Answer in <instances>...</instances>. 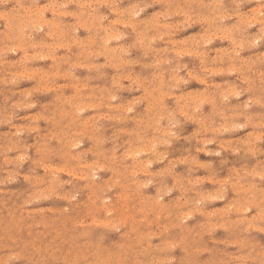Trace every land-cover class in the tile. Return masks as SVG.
<instances>
[{"label": "rangeland", "instance_id": "374dc122", "mask_svg": "<svg viewBox=\"0 0 264 264\" xmlns=\"http://www.w3.org/2000/svg\"><path fill=\"white\" fill-rule=\"evenodd\" d=\"M188 1L0 2V264H264V0Z\"/></svg>", "mask_w": 264, "mask_h": 264}, {"label": "bare ground", "instance_id": "6f19581e", "mask_svg": "<svg viewBox=\"0 0 264 264\" xmlns=\"http://www.w3.org/2000/svg\"><path fill=\"white\" fill-rule=\"evenodd\" d=\"M19 1V0H18ZM79 1V0H78ZM99 1V0H98ZM153 1V0H152ZM170 1V0H169ZM188 1V0H187ZM201 1V0H200ZM208 1V0H207ZM213 1V0H212ZM218 1V0H217ZM17 2V1H16ZM51 2V1H50ZM55 2V1H54ZM76 2H77V0H76ZM81 2V1H80ZM85 2V1H84ZM103 2V1H102ZM189 2V1H188ZM20 3H21V1H20ZM73 3H75V2H73ZM89 3V2H88ZM104 3H105V0H104ZM142 3V2H141ZM168 3V2H167ZM185 3V2H184ZM240 3V2H239ZM54 4V3H53ZM60 4H62V3H60ZM197 4H198V2H197ZM211 4H212V2H211ZM221 5H222V3H220ZM235 4V3H234ZM23 5V4H22ZM33 5V4H32ZM31 5V6H32ZM55 5V4H54ZM66 5V4H65ZM78 5V4H77ZM84 5V4H83ZM139 5V4H138ZM146 5V4H145ZM179 5V4H178ZM188 5V4H187ZM259 5V4H258ZM85 6V5H84ZM95 6V5H94ZM189 6V5H188ZM207 6H208V2H207ZM264 6V5H263ZM20 7V6H19ZM22 7V6H21ZM38 7V6H37ZM53 7V6H52ZM129 7V6H128ZM127 7V8H128ZM181 7V6H180ZM222 7H223V5H222ZM118 8V7H117ZM252 8H254V7H252ZM251 8V9H252ZM17 9V8H16ZM40 9V8H39ZM50 9V8H49ZM54 9V8H53ZM58 9V8H57ZM94 9V8H93ZM145 9V8H144ZM178 9V8H177ZM182 9V8H181ZM219 9H221V8H219ZM261 9V8H260ZM46 10V9H45ZM258 10V9H257ZM67 11V10H66ZM96 11H98V10H96ZM112 11V10H111ZM158 11V10H157ZM166 11V10H165ZM168 11H169V9H168ZM192 11H193V9H192ZM218 11H220V10H218ZM222 11H223V9H222ZM7 12V11H6ZM10 12V11H9ZM33 12V11H32ZM49 12H50V10H49ZM69 12V11H68ZM84 12V11H83ZM102 12V11H101ZM159 12H160V10H159ZM176 12V11H175ZM180 12V11H179ZM178 12V13H179ZM189 12V11H188ZM211 12V11H210ZM246 12V11H245ZM258 12V11H257ZM1 13V12H0ZM13 12L11 11V13H9L10 15L12 14ZM34 13H36V12H34ZM56 13V12H55ZM139 13H140V11H139ZM157 13V12H156ZM170 13V12H169ZM174 13V12H173ZM186 13V12H185ZM236 13V12H235ZM251 13V12H250ZM5 14H7V13H5ZM22 14V13H21ZM30 14V13H29ZM29 14H26V15H29ZM60 14H64V12L63 13H60ZM73 14H75V13H73ZM124 14V13H123ZM159 14V13H158ZM165 14V13H164ZM189 14V13H188ZM201 14V13H200ZM247 14V13H246ZM13 16H15L14 14H12ZM24 15V14H23ZM35 15V14H34ZM69 15H70V13H69ZM76 15V14H75ZM84 15H85V13H84ZM87 15V14H86ZM119 15V14H118ZM122 15V14H121ZM120 15V16H121ZM182 15V14H181ZM186 15V14H185ZM197 15V14H196ZM207 15V14H206ZM205 15V16H206ZM243 15V14H242ZM2 16H3V14H2ZM32 16V15H31ZM44 16V15H43ZM79 16V15H78ZM100 16V15H99ZM136 16H138V15H136ZM135 16V17H136ZM155 16V15H154ZM153 16V17H154ZM194 16V15H193ZM207 16H209V14L207 15ZM238 16V15H237ZM246 16V15H245ZM257 16V15H256ZM9 17V16H8ZM30 17V16H29ZM97 17V16H96ZM122 17V16H121ZM166 17V16H165ZM173 17V16H172ZM191 17V16H190ZM3 18H4V16H3ZM6 18H7V16H6ZM20 18V17H19ZM33 18V17H32ZM54 18H55V16H54ZM76 18V17H75ZM98 18V17H97ZM186 18V17H185ZM202 18V17H201ZM207 18V17H206ZM214 18V17H213ZM226 18V17H225ZM246 18H247V16H246ZM252 18V17H251ZM254 18V17H253ZM257 18V17H256ZM13 19H14V17H13ZM21 19V18H20ZM79 19V18H78ZM82 19V18H81ZM116 19V18H115ZM121 19V18H120ZM198 19H199V17H198ZM6 20V19H5ZM8 20V19H7ZM19 20V19H18ZM21 20H23V19H21ZM42 20H43V18H42ZM45 20V19H44ZM54 20V19H53ZM98 20V19H97ZM96 20V21H97ZM204 21H205V19H203ZM207 20V19H206ZM213 20V19H212ZM238 20V19H237ZM249 20V19H248ZM252 20V19H251ZM258 19H256V21H257ZM11 21V20H10ZM15 21V20H14ZM52 21V20H51ZM59 21V20H58ZM62 21V20H61ZM99 21V20H98ZM111 21V20H110ZM118 21V20H117ZM146 21V20H145ZM218 21V20H217ZM247 21V20H246ZM18 22V21H17ZM47 22V21H46ZM49 22V21H48ZM47 22V23H48ZM91 22V21H90ZM93 22L95 23V21L93 20ZM123 22V21H122ZM126 22V21H125ZM143 22V21H142ZM182 22V21H181ZM212 22V21H211ZM245 22V21H244ZM15 23H16V21H15ZM55 23V22H54ZM66 23V22H65ZM77 24H78V21L76 22ZM93 23V24H94ZM112 23V22H111ZM118 23V22H117ZM128 23V22H127ZM158 23V22H157ZM193 23V22H192ZM209 23H210V20H209ZM242 23V22H241ZM25 24V23H24ZM56 24V23H55ZM84 24V23H83ZM88 25H89V23H87ZM91 24V23H90ZM134 24H136L135 22H134ZM200 24V23H199ZM242 24H244V23H242ZM28 25H29V22H28ZM45 25V24H44ZM47 25H49V24H47ZM46 25V26H47ZM64 25V24H63ZM87 25V26H88ZM105 25V24H104ZM149 25V24H148ZM166 25V24H165ZM182 25H184V23L182 24ZM210 25V24H209ZM233 25V24H232ZM8 26V25H7ZM30 26V25H29ZM53 26H55V25H53ZM62 26V25H61ZM85 26V25H84ZM91 26V25H90ZM99 26V25H98ZM112 26V25H111ZM131 26H133V25H131ZM150 26V25H149ZM239 26V25H238ZM19 27V26H18ZM25 27V26H24ZM28 27V26H27ZM31 27H32V25H31ZM52 27V26H51ZM95 27V26H94ZM102 27V26H101ZM151 27V26H150ZM152 27H154V26H152ZM164 27V26H163ZM183 27V26H182ZM213 27V26H212ZM32 28H34V27H32ZM82 28H84V27H82ZM217 28V27H216ZM222 28H225V27H222ZM227 28V27H226ZM225 28V29H226ZM249 28V27H248ZM24 29V28H23ZM51 29V28H50ZM54 29V28H53ZM56 30H57V28H55ZM76 29V28H75ZM86 29H87V27H86ZM96 29V28H95ZM100 29V28H99ZM103 29V28H102ZM173 29V28H172ZM211 29H213V28H211ZM218 29V28H217ZM220 29V28H219ZM231 29V28H230ZM92 30V29H91ZM148 30V29H147ZM229 30V29H228ZM2 31V30H1ZM0 31V32H1ZM5 31V30H4ZM23 31V30H22ZM53 31V30H52ZM58 31V30H57ZM111 31V30H110ZM118 31V30H117ZM142 31H143V29H142ZM204 31V30H203ZM205 31H207V30H205ZM224 31V30H223ZM222 31V32H223ZM243 31V30H242ZM6 32V31H5ZM12 32V31H11ZM14 32V31H13ZM17 32V31H16ZM56 32V31H55ZM62 32V31H61ZM61 32L59 33V35L61 34ZM146 32V31H145ZM170 32V31H169ZM208 32H209V28H208ZM15 33V32H14ZM58 33V32H57ZM77 33V32H76ZM97 33V32H96ZM96 33H94V34H96ZM140 33V32H139ZM211 33V32H210ZM230 32H228V34H229ZM257 33V32H256ZM6 34V33H5ZM13 33H11V35H12ZM25 34V33H24ZM46 34V33H45ZM51 34V33H50ZM53 34V33H52ZM93 34V35H94ZM113 34V33H112ZM213 34V33H212ZM220 34H222V33H220ZM226 32H225V35H228ZM252 34V33H251ZM8 35V34H7ZM47 35V34H46ZM54 35H56V34H54ZM111 35V34H110ZM114 35V34H113ZM112 35V36H113ZM125 35V34H124ZM144 35V34H143ZM157 35V34H156ZM223 35V34H222ZM258 35V34H257ZM13 36V35H12ZM24 36V35H23ZM32 36H33V34H32ZM52 36V35H51ZM62 36V35H61ZM142 36V35H141ZM158 36V35H157ZM188 36V35H187ZM201 36V35H200ZM5 37V36H4ZM3 37V38H4ZM8 37H9V35H8ZM14 37V36H13ZM18 37V36H17ZM43 37V36H42ZM86 37V36H85ZM137 37V36H136ZM159 37V36H158ZM162 37V36H161ZM203 37V36H202ZM205 37V36H204ZM207 37V36H206ZM210 37V36H209ZM216 37V36H215ZM230 37H232V36H230L229 35V38ZM236 37V36H235ZM12 38V37H11ZM16 40H17V38L16 37H14ZM14 38L12 39V40H14ZM19 38V37H18ZM25 38H26V35H25ZM24 38V39H25ZM28 38V37H27ZM26 38V39H27ZM44 38V37H43ZM94 38V37H93ZM102 38V37H101ZM119 38V37H118ZM144 38H146V37H144ZM227 38V37H226ZM258 38V37H257ZM20 39V38H19ZM57 40H59L58 38H56ZM91 39V38H90ZM149 39V38H148ZM159 39V38H158ZM191 40L193 39V38H190ZM205 39V38H204ZM209 39V38H208ZM29 40V39H28ZM27 40V41H28ZM32 40V39H31ZM34 40H36V38L34 39ZM54 40V39H53ZM84 40H85V38H84ZM88 40V39H87ZM142 40V39H141ZM202 40V39H201ZM210 40V39H209ZM231 40V39H230ZM55 41V40H54ZM92 41V40H91ZM95 41V40H94ZM139 41V40H138ZM144 41V40H143ZM146 41V40H145ZM144 41V42H145ZM211 41V40H210ZM242 41V40H241ZM248 41V40H247ZM9 42V41H8ZM21 42V41H20ZM35 42V41H34ZM56 42V41H55ZM68 42V41H67ZM66 41L64 42V43H67ZM75 42V41H74ZM79 42H80V40H79ZM81 42H82V40H81ZM104 42H105V40H104ZM148 42H149V40H148ZM153 42H154V39H153ZM174 42V41H173ZM189 42H190V40H189ZM188 42V43H189ZM194 42V41H193ZM192 42V43H193ZM204 42V41H203ZM233 42V41H232ZM249 42V41H248ZM28 45H30V42L28 41ZM183 43V42H182ZM200 43V42H199ZM250 43V42H249ZM25 44V43H24ZM24 44H23V47H24ZM36 44V43H35ZM45 44V43H44ZM51 44H52V42H51ZM57 44V43H56ZM69 44V43H68ZM92 44H93V42H92ZM145 44V46H146V43H144ZM179 44V43H178ZM185 44H186V42H185ZM206 44H208V42L206 43ZM231 44H233V43H231ZM238 44V43H237ZM252 44H253V42H252ZM47 45V44H46ZM48 45H49V43H48ZM62 45V44H61ZM69 45H71V44H69ZM81 46H83V44H80ZM135 45V44H134ZM196 45V44H195ZM200 45V44H199ZM203 45V44H202ZM27 46V45H26ZM60 46V45H59ZM137 46V45H136ZM240 46V45H239ZM244 46V45H243ZM49 47V46H48ZM54 47V46H53ZM57 47H58V45H57ZM61 47H63V46H61ZM67 47V46H66ZM85 47V46H84ZM110 47H112V46H110ZM117 47V46H116ZM119 47V46H118ZM148 47V46H147ZM190 47V46H189ZM28 48V47H27ZM32 48V47H31ZM137 48V47H136ZM152 48V47H151ZM166 48V47H165ZM185 48V47H184ZM198 48V47H197ZM234 48V47H233ZM1 49V48H0ZM8 49V47L6 48V50ZM16 49H17V46H16ZM18 49H20V46H19V48ZM26 49V48H25ZM90 49H92V48H90ZM129 49V48H128ZM157 49V48H156ZM194 49H196V48H194ZM222 49V48H221ZM235 49V48H234ZM9 50V49H8ZM50 50V49H49ZM154 50V49H153ZM158 50V49H157ZM198 50V49H197ZM5 51V50H4ZM82 51V50H81ZM88 51V50H87ZM188 51V50H187ZM186 51V52H187ZM190 51L191 50H189L188 52L190 53ZM218 51H219V49H218ZM222 51V50H221ZM226 51V50H225ZM234 51V50H233ZM39 52V51H38ZM51 52H52V50H51ZM85 52V51H84ZM90 52V51H89ZM89 52H88V54H89ZM98 52V51H97ZM146 52V51H145ZM178 52V51H177ZM224 52V51H223ZM228 52V51H227ZM39 53H41V52H39ZM54 53V52H53ZM86 53V52H85ZM118 53H119V51H118ZM124 53V52H123ZM144 53V52H143ZM198 53H200L199 51H198ZM203 53V52H202ZM229 53H230V51H229ZM3 54V53H2ZM37 54V53H36ZM51 54V53H50ZM55 54V53H54ZM96 54V53H95ZM98 54H99V52H98ZM191 54V53H190ZM255 54V53H254ZM33 55V54H32ZM31 55V56H32ZM49 55V54H48ZM109 55H110V53H109ZM196 55V54H195ZM199 55V54H198ZM227 55V54H226ZM252 55V54H251ZM36 56V55H35ZM39 56V55H38ZM89 56V55H88ZM117 56V55H116ZM177 56V55H176ZM201 56V55H200ZM219 56V55H218ZM221 56V55H220ZM2 57V56H1ZM30 57V56H29ZM50 57V56H49ZM55 57V56H54ZM203 57V56H202ZM215 57V56H214ZM237 56H235V58H236ZM240 57V56H239ZM242 57V56H241ZM259 57V56H258ZM44 58V57H43ZM47 58V57H46ZM59 58V57H58ZM62 58V57H61ZM64 58V57H63ZM89 58H92L91 56L89 57ZM159 58V57H158ZM168 58V57H167ZM217 58V57H216ZM226 58H227V56H226ZM229 58V57H228ZM31 59V58H30ZM166 60V59H165ZM168 60H169V58H168ZM221 60V59H220ZM238 60H240V59H238ZM249 60V59H248ZM61 61V60H60ZM74 61H76V60H74ZM119 61V60H118ZM203 61V60H202ZM19 62V61H18ZM134 62V61H133ZM140 62V61H139ZM1 63V62H0ZM9 63H10V61H9ZM61 63V62H60ZM124 63V62H123ZM32 64V63H31ZM119 64V63H118ZM129 64V63H128ZM156 64H158V63H156ZM19 65V64H18ZM20 65H21V63H20ZM55 65V64H54ZM92 65V64H91ZM94 65V64H93ZM116 65V64H115ZM183 65V64H182ZM185 65H186V63H185ZM200 65H202V64H200ZM254 65V64H253ZM252 65V66H253ZM58 66V65H57ZM79 66V65H78ZM86 65H84V67H85ZM100 66H102V64L100 65ZM109 66V65H108ZM153 66H154V63H153ZM156 66V65H155ZM230 66V65H229ZM234 66V65H233ZM95 67V66H94ZM105 67V66H104ZM120 67V66H119ZM122 67V66H121ZM248 67V66H247ZM33 68V67H32ZM40 68V67H39ZM58 68H59V66H58ZM179 68V67H178ZM210 68V67H209ZM215 68V67H214ZM229 68V67H228ZM234 68V67H233ZM239 68V67H238ZM15 69V68H14ZM42 69V68H41ZM87 69H88V66H87ZM115 69V68H114ZM123 69V68H122ZM158 69H159V67H158ZM221 69H223V68H221ZM179 70V69H178ZM204 70V69H203ZM216 70V69H215ZM227 70H229L230 71V69H227ZM42 71V70H41ZM71 71V70H70ZM187 71V70H186ZM21 72V71H20ZM32 72V71H31ZM38 72V71H37ZM46 72V71H45ZM67 72V71H66ZM178 72V71H177ZM190 72V71H189ZM196 72V71H195ZM213 72V71H212ZM239 72V71H238ZM15 73V72H14ZM217 73V72H216ZM219 73V72H218ZM227 73V72H226ZM10 74H13V73H10ZM16 74V73H15ZM24 74V73H23ZM38 74V73H37ZM53 74V73H52ZM52 74H50V75H52ZM60 74V73H59ZM59 74H58V76H59ZM114 74V73H113ZM190 74V73H189ZM196 74V73H195ZM214 74V73H213ZM228 74V73H227ZM262 74V73H261ZM18 75V74H17ZM62 75V74H61ZM60 75V76H61ZM71 75V74H70ZM74 75V74H73ZM118 75H119V73H118ZM135 75V74H134ZM159 75V74H158ZM174 75V74H173ZM177 75H178V73H177ZM205 75H206V73H205ZM19 76V75H18ZM22 76V75H21ZM25 76H26V74H25ZM31 76H32V74H31ZM30 76V77H31ZM66 76V75H65ZM77 76V75H76ZM100 76V75H99ZM112 76V75H111ZM127 76V75H126ZM135 76H137V75H135ZM194 76V75H193ZM37 77H38V75H37ZM41 77V76H40ZM54 77V76H53ZM162 77V76H161ZM190 77H192V76H190ZM197 77H200L199 75H197ZM42 78V77H41ZM40 78V79H41ZM45 78V77H44ZM64 78V77H63ZM76 78V77H75ZM88 78V77H87ZM124 78V77H123ZM126 78V77H125ZM144 78V77H143ZM174 78V77H173ZM176 78V77H175ZM181 78H183V77H181ZM194 78V77H193ZM201 78V77H200ZM199 78V79H200ZM246 78V77H245ZM39 79V78H38ZM80 79V78H79ZM84 79V78H83ZM169 79H171V78H169ZM195 79H196V77H195ZM53 80H54V78H53ZM77 80V79H76ZM134 80H135V78H134ZM172 80V79H171ZM187 80V79H186ZM203 80V79H202ZM246 80V79H245ZM248 80V79H247ZM14 81V80H13ZM12 81V82H13ZM114 81V80H113ZM159 81V80H158ZM204 81V80H203ZM250 81V80H249ZM39 83H40V81H38ZM173 82V81H172ZM11 83V82H10ZM13 83H15V81L13 82ZM137 83V82H136ZM141 83V82H140ZM164 83V82H163ZM115 84V83H114ZM159 84V83H158ZM176 84V83H175ZM212 84H214V83H212ZM217 84V83H216ZM219 84V83H218ZM10 85H12V84H10ZM47 85V84H46ZM49 85V84H48ZM59 85V84H58ZM117 85V84H116ZM119 85V84H118ZM140 85V84H139ZM148 85V84H147ZM215 85V84H214ZM39 86V85H38ZM72 86V85H71ZM163 86V85H162ZM216 86V85H215ZM76 87V86H75ZM83 87V86H82ZM81 87V88H82ZM177 87V86H176ZM217 87V86H216ZM235 87V86H234ZM44 88V87H43ZM52 88V87H51ZM159 88V87H158ZM174 88V87H173ZM178 88V87H177ZM223 88V87H222ZM32 88H30V90H31ZM44 89H46V88H44ZM55 89V88H54ZM53 89V90H54ZM79 89V88H78ZM138 89V88H137ZM248 89V88H247ZM21 90V89H20ZM24 90H25V88H24ZM47 90V89H46ZM45 90V91H46ZM101 90V89H100ZM197 90V89H196ZM16 91V90H15ZM55 91V90H54ZM78 91V90H77ZM114 91V90H113ZM145 91V90H144ZM204 91V90H203ZM224 91V90H223ZM105 92H106V90H105ZM156 92V91H155ZM195 92V91H194ZM197 92H201V91H198L197 90ZM110 93V92H109ZM157 93V92H156ZM155 93V94H156ZM236 93V92H235ZM141 94V93H140ZM162 94V93H161ZM200 94V93H199ZM92 95V94H91ZM115 95V94H114ZM174 95V94H173ZM196 95V94H195ZM198 95V94H197ZM89 96V95H88ZM170 96V95H169ZM73 97V96H72ZM153 97V96H152ZM164 97V96H163ZM173 97V96H172ZM193 97H194V95H193ZM202 97V96H201ZM77 98H78V96H77ZM165 98V97H164ZM181 98V97H180ZM179 98V99H180ZM183 98V97H182ZM186 98V97H185ZM190 98V97H189ZM196 98V97H195ZM199 99H201L200 97H198ZM207 98V97H206ZM226 98V97H225ZM7 99V98H6ZM59 99H60V97H59ZM73 100H75L74 98H72ZM110 99V98H109ZM116 99V98H115ZM159 99V98H158ZM197 99V98H196ZM208 99V98H207ZM27 100V99H26ZM67 100V99H66ZM137 100V99H136ZM7 101V100H6ZM23 101V100H22ZM77 101H78V99H77ZM91 101V100H90ZM102 101V100H101ZM178 101H180V100H178ZM209 101V100H208ZM76 102V101H75ZM99 102V101H98ZM108 102V101H107ZM222 102H224L223 100H222ZM61 103V102H60ZM79 103V102H78ZM91 103V102H90ZM90 103L89 104H87V105H90ZM93 103V102H92ZM129 103V102H128ZM164 103V102H163ZM177 103V102H176ZM207 103V102H206ZM14 104V103H13ZM109 104V103H108ZM133 104V103H132ZM154 104V103H153ZM161 104H162V102H161ZM48 105V104H47ZM69 105V104H68ZM87 105H86V107H87ZM119 105V103L116 105V106H118ZM121 105V104H120ZM126 105V104H125ZM130 105V104H129ZM64 106V105H63ZM71 106V105H70ZM81 106V105H80ZM115 106V105H114ZM122 106V105H121ZM161 106V105H160ZM184 106V105H183ZM91 107V106H90ZM93 107V106H92ZM105 107V106H104ZM131 107H132V105H131ZM150 107V106H149ZM163 107H164V105H163ZM42 108V107H41ZM60 108V107H59ZM79 108V107H78ZM94 108V107H93ZM97 108V107H96ZM125 108V107H124ZM158 108V107H157ZM5 109V108H4ZM77 109V108H76ZM75 109V110H76ZM154 109V108H153ZM152 109V110H153ZM180 109V108H179ZM247 109V108H246ZM155 110V109H154ZM161 110H163L162 109V107H161ZM165 110V109H164ZM66 111V110H65ZM61 112V111H60ZM67 112H69V111H67ZM75 112V111H74ZM79 112V111H78ZM160 112V111H159ZM173 112V111H172ZM192 112V111H191ZM212 112V111H211ZM127 113V112H126ZM187 112L185 111V114H186ZM35 114V113H34ZM33 114V115H34ZM77 114V113H76ZM119 114V113H118ZM151 114V113H150ZM155 114V113H154ZM162 114V113H161ZM164 114H165V112H164ZM173 114V113H172ZM188 114V113H187ZM67 115V114H66ZM93 115V114H92ZM97 115V114H96ZM108 115V114H107ZM147 115V114H146ZM163 115V114H162ZM183 115V114H182ZM43 116V115H42ZM71 116V115H70ZM95 116V115H94ZM99 116V115H98ZM110 116V115H109ZM115 116V115H114ZM165 116H167L166 114H165ZM47 117V116H46ZM50 117V116H49ZM72 117H74V116H72ZM77 117V116H76ZM89 117H91V116H89ZM119 117V116H118ZM222 117V116H221ZM34 118V117H33ZM52 118V117H51ZM88 118V117H87ZM111 119L113 118V117H110ZM170 118V117H169ZM189 118H191V117H189ZM76 119V118H75ZM93 119H94V117H93ZM120 119V118H119ZM130 119H131V117H130ZM168 119V118H167ZM176 119V118H175ZM48 120V119H47ZM72 121H73V119H71ZM123 120V119H122ZM139 120V119H138ZM177 120V119H176ZM179 120V119H178ZM49 121V120H48ZM158 121V120H157ZM192 121H194V120H192ZM205 121V120H204ZM74 122V121H73ZM150 122V121H149ZM86 123V121L84 122V124ZM141 123V122H140ZM158 123V122H157ZM176 123V122H175ZM197 123H198V121H197ZM79 124V123H78ZM96 124V123H95ZM94 124V125H95ZM27 125V124H26ZM75 125V124H74ZM87 125V124H86ZM86 125L84 126V127H86ZM140 125V124H139ZM156 125V124H155ZM180 125V124H179ZM15 126V125H14ZM30 126V125H29ZM148 126V125H147ZM168 126V125H167ZM174 126V125H173ZM28 127V126H27ZM151 127V126H150ZM34 128V127H33ZM149 128V127H148ZM158 128V127H157ZM181 128V127H180ZM17 129V128H16ZM15 129V130H16ZM32 129V128H31ZM84 129V128H83ZM92 129V128H91ZM216 129V128H215ZM214 129V130H215ZM235 129H237V128H235ZM35 130V129H34ZM90 130V129H89ZM100 130V129H99ZM121 130V129H120ZM170 130V129H169ZM36 131H37V129H36ZM92 131V130H91ZM124 131V130H123ZM159 131V130H158ZM164 131V130H163ZM163 131H162V133H163ZM7 132H9V131H7ZM194 132V131H193ZM221 132V131H220ZM4 133V132H3ZM11 133V132H10ZM65 133H66V131H65ZM78 133V132H77ZM82 133V132H81ZM86 133H87V130H86ZM132 133V132H131ZM173 133V132H172ZM198 133V132H197ZM253 133V132H252ZM19 134V133H18ZM46 134V133H45ZM52 134V133H51ZM72 134H74V133H72ZM83 134V133H82ZM6 135V134H5ZM36 135V134H35ZM53 135V134H52ZM56 135V134H55ZM67 135V134H66ZM79 135V134H78ZM86 135V134H85ZM196 135V134H195ZM92 137L91 138H93V135H91ZM104 136V135H103ZM12 137V136H11ZM44 137V136H43ZM174 137V136H173ZM35 138V137H34ZM63 138V137H62ZM89 138H90V136H89ZM95 138V137H94ZM171 138V137H170ZM178 138V137H177ZM10 139V138H9ZM20 139H22V138H20ZM19 139V140H20ZM44 139V138H43ZM49 139V138H48ZM61 139V138H60ZM59 139V140H60ZM80 139V138H79ZM115 139V138H114ZM156 139V138H155ZM11 140V139H10ZM82 140V139H81ZM135 140V139H134ZM137 140H141L140 138L138 139L137 138ZM147 140H149V139H147ZM197 140V139H196ZM233 140V139H232ZM78 141V140H77ZM142 141V140H141ZM165 141V140H164ZM199 141V140H198ZM208 141H209V139H208ZM50 142V141H49ZM143 142V141H142ZM150 142V141H149ZM200 142H202V141H200ZM206 142V141H205ZM210 142V141H209ZM212 142V141H211ZM69 143V142H68ZM97 143V142H96ZM76 144H78V143H76ZM82 144V143H81ZM220 144V143H219ZM218 144V145H219ZM97 145V144H96ZM53 146V145H52ZM57 146H58V144H57ZM76 146V145H75ZM91 146V145H90ZM138 146V145H137ZM157 146V145H156ZM155 146V147H156ZM147 147V146H146ZM255 147V146H254ZM28 148V147H27ZM93 148V147H92ZM132 148V147H131ZM137 148V147H136ZM151 148V147H150ZM149 148V149H150ZM26 149V148H25ZM39 149V148H38ZM138 149V148H137ZM154 149V148H153ZM226 149V148H225ZM40 150V149H39ZM43 150H45V149H43ZM48 150V149H47ZM86 150V149H85ZM104 150V149H103ZM113 150V149H112ZM115 150V149H114ZM139 150H140V148H139ZM142 150V149H141ZM156 150V149H155ZM204 150V149H203ZM91 151V150H90ZM98 151V150H97ZM124 151V150H123ZM161 151V150H160ZM174 151V150H173ZM172 151V152H173ZM205 151V150H204ZM218 151V150H217ZM252 151V150H251ZM38 152V154H39V151H37ZM139 152V151H138ZM206 152V151H205ZM4 153V152H3ZM48 153H50V152H48ZM81 153V152H80ZM162 153H163V151H161V155H162ZM45 154V153H44ZM46 154H47V152H46ZM62 154V153H61ZM60 154V155H61ZM76 154V153H75ZM102 154V153H101ZM124 154H127V152L126 153H124ZM130 154H132L131 152H130ZM158 154L160 155V153L158 152ZM164 154V153H163ZM166 154V153H165ZM167 154H168V152H167ZM220 154V153H219ZM254 154V153H253ZM1 155V154H0ZM21 155V154H20ZM49 155V154H48ZM99 155V154H98ZM116 155V154H115ZM128 156H129V154H127ZM159 156V157H162V156ZM256 155V154H255ZM50 156V155H49ZM69 156V155H68ZM128 156H127V158H128ZM133 156H135V155H133L132 154V156L131 157H133ZM137 156V155H136ZM6 157V156H5ZM42 157V156H41ZM61 157H63V155L61 156ZM114 157V156H113ZM124 157V156H123ZM152 157V156H151ZM164 157V156H163ZM186 157V156H185ZM185 157L183 158V159H185ZM59 158H60V156H59ZM71 158V157H70ZM155 158H156V156H155ZM2 159H5V158H2ZM20 159V158H19ZM43 159V158H42ZM46 159H48V158H46ZM62 159V158H61ZM21 160V159H20ZM123 160H124V158H123ZM149 160V159H148ZM155 160V159H154ZM169 160V162H170V159H168ZM193 160V159H192ZM43 161V160H42ZM81 161H82V159H81ZM116 160H114V162H115ZM136 161V160H135ZM147 161V160H146ZM175 161H176V159H175ZM184 161V160H183ZM182 161V162H183ZM190 161V160H189ZM137 162V161H136ZM181 162V161H180ZM191 162V161H190ZM200 162V161H199ZM225 162V161H224ZM10 163V162H9ZM17 163V162H16ZM49 163V162H48ZM55 163V162H54ZM79 163V162H78ZM113 163V162H112ZM147 163V162H146ZM206 163V162H205ZM223 163V162H222ZM221 163V164H222ZM20 164V163H19ZM52 164V163H51ZM96 164V163H95ZM136 164V163H135ZM143 164V163H142ZM145 164V163H144ZM182 164V163H181ZM202 164V163H201ZM208 164V163H207ZM34 165V164H33ZM38 165V164H37ZM87 165V164H86ZM89 165V164H88ZM122 165V164H121ZM132 165V164H131ZM146 165V164H145ZM190 165H191V163H190ZM203 165V164H202ZM43 166V165H42ZM46 166V165H45ZM44 166V167H45ZM51 166V165H50ZM91 166V165H90ZM89 166V167H90ZM101 166V165H100ZM115 166V165H114ZM209 166H211V165H209ZM55 167V166H54ZM64 167H65V165H64ZM66 167H68L67 165H66ZM82 167V166H81ZM86 167V166H85ZM127 167V166H126ZM134 167H136V166H134ZM172 167V166H171ZM207 167V166H206ZM205 167V168H206ZM215 167V166H214ZM20 168V167H19ZM43 168V167H42ZM58 167H56V169H57ZM83 168V167H82ZM101 168V167H100ZM99 168V169H100ZM103 168V167H102ZM101 168V169H102ZM143 168V167H142ZM141 168V169H142ZM146 168V167H145ZM145 168H143V170L145 169ZM168 168V167H167ZM173 168V167H172ZM190 168V167H189ZM211 168V167H210ZM52 169V168H51ZM72 169V168H71ZM88 169V168H87ZM138 169V168H137ZM191 169V168H190ZM253 169V168H252ZM63 170V169H62ZM66 170H67V168H66ZM68 170H70V169H68ZM125 170V169H124ZM136 170V169H135ZM165 170V169H164ZM215 170V169H214ZM5 171V170H4ZM50 171V170H49ZM91 171V170H90ZM96 171V170H95ZM108 171H109V169H108ZM166 171H167V169H166ZM174 171V170H173ZM33 172H34V170H33ZM51 172V171H50ZM71 172H73L72 170H71ZM124 172V171H123ZM160 172V171H159ZM158 172V173H159ZM48 173V172H47ZM69 173V172H68ZM92 173V172H91ZM169 173V172H168ZM247 173V172H246ZM53 174V173H52ZM72 174V173H71ZM76 174V173H75ZM122 174V173H121ZM147 174V173H146ZM155 174V173H154ZM161 174H163V173H161ZM23 175V174H22ZM94 175V174H93ZM99 175V174H98ZM24 176V175H23ZM58 176V175H57ZM77 176V175H76ZM159 176V175H158ZM177 176H178V174H177ZM180 176V175H179ZM43 177V176H42ZM74 177V176H73ZM80 177V176H79ZM86 177H87V175H86ZM95 177V176H94ZM130 177H132V176H130ZM157 177V176H156ZM26 178V177H25ZM83 178H85V177H83ZM93 178V177H92ZM185 178V177H184ZM199 178V177H198ZM197 178V179H198ZM211 178V177H210ZM35 179H36V177H35ZM50 179H52V177L50 178ZM86 179V178H85ZM130 179H132V178H130ZM136 179H138V178H136ZM145 179V178H144ZM155 179V178H154ZM183 179V178H182ZM187 179H189L188 177H187ZM197 179H196V182H197ZM204 179H205V177H204ZM222 179H224V178H222ZM221 179V180H222ZM13 180V179H12ZM26 180V179H25ZM55 180V179H54ZM119 180V179H118ZM180 180V179H179ZM209 180V179H208ZM228 180V179H227ZM227 180H226V183H227ZM260 180V179H259ZM51 181H53V180H51ZM57 181V180H56ZM136 181V180H135ZM150 181V180H149ZM210 181V180H209ZM212 181V180H211ZM214 181V180H213ZM218 181H219V179H218ZM30 182V181H29ZM37 182V181H36ZM117 182V181H116ZM125 182V181H124ZM174 182V181H173ZM190 182V181H189ZM215 182V181H214ZM217 182V181H216ZM31 183V182H30ZM38 183V182H37ZM62 183V182H61ZM66 183V182H65ZM220 183V182H219ZM3 184H4V182H3ZM56 184V183H55ZM87 184V183H86ZM129 184V183H128ZM193 184V183H192ZM198 184V183H197ZM36 184H34V186H35ZM41 185V184H40ZM57 185H58V183H57ZM196 185V184H195ZM60 186V185H59ZM95 186H96V183H95ZM129 186V185H128ZM161 186V185H160ZM166 186V185H165ZM48 187V186H47ZM54 187V186H53ZM53 187H52V190H53ZM57 187V186H56ZM49 188V187H48ZM51 188V187H50ZM85 188V187H84ZM140 188V187H139ZM194 188V187H193ZM79 189V188H78ZM129 189V188H128ZM136 189V188H135ZM184 189V188H183ZM191 189V188H190ZM43 190H44V188H43ZM47 190V189H46ZM50 190V189H49ZM48 190V191H49ZM180 190V189H179ZM208 190V189H207ZM55 191V190H54ZM75 191V190H74ZM95 191V190H94ZM125 191V190H124ZM199 191V190H198ZM45 192V191H44ZM43 192V193H44ZM121 192H122V190H121ZM180 192H181V190H180ZM94 193V192H93ZM98 193V192H97ZM151 193V192H150ZM156 193V192H155ZM203 193V192H202ZM202 193H200V194H202ZM33 194V193H32ZM46 194V193H45ZM135 194V193H134ZM142 194V193H141ZM166 194H167V191H166ZM209 194V193H208ZM34 195V194H33ZM51 195H52V193H51ZM204 195V194H203ZM219 195V194H218ZM46 196V195H45ZM48 196V195H47ZM70 196V195H69ZM92 196V195H91ZM90 196V197H91ZM128 196V195H127ZM145 196V195H144ZM150 196V195H149ZM162 196V195H161ZM205 196V195H204ZM209 196V195H208ZM221 196V195H220ZM50 197V196H49ZM58 197H61V196H58ZM137 197V196H136ZM146 197H147V195H146ZM158 197V196H157ZM157 197L155 198V199H157ZM206 197V196H205ZM70 198V197H69ZM134 198V197H133ZM193 198V197H192ZM215 198V197H214ZM119 199V198H118ZM208 199V198H207ZM67 200H68V198H67ZM110 200V199H109ZM147 200V199H146ZM188 200V199H187ZM216 200V199H215ZM97 201V200H96ZM154 200H152V202H153ZM180 201V200H179ZM214 201V200H213ZM261 201V200H260ZM24 202V201H23ZM94 202V201H93ZM151 202V203H152ZM176 202V201H175ZM182 202V201H181ZM187 202V201H186ZM190 202V201H189ZM262 202V201H261ZM27 202H25V204H26ZM96 203V202H95ZM94 203V204H95ZM128 203V202H127ZM154 203V202H153ZM89 204V203H88ZM94 204H92V205H94ZM118 204V203H117ZM161 204V203H160ZM171 204V203H170ZM185 204V203H184ZM111 205H112V203H111ZM114 205V204H113ZM118 205H120V204H118ZM146 205V204H145ZM153 205V204H152ZM157 205V204H156ZM164 204H162V206H163ZM258 205V204H257ZM147 206V205H146ZM176 206H177V204H176ZM182 206V205H181ZM196 206V205H195ZM256 206V205H255ZM100 207V206H99ZM99 207H98V210H99ZM123 207V206H122ZM157 207V206H156ZM174 207H175V205H174ZM232 207H233V205H232ZM20 208V207H19ZM46 208V207H45ZM58 208V207H57ZM88 208V207H87ZM95 208H97V207H95ZM108 208V207H107ZM106 208V209H107ZM109 208H111V206L109 207ZM152 208H153V206H152ZM152 208H151V210H152ZM160 208V207H159ZM179 208V207H178ZM223 208V207H222ZM62 209V208H61ZM66 209V208H65ZM68 209V208H67ZM92 209V208H91ZM123 209V208H122ZM220 209V208H219ZM237 209V208H236ZM57 210V209H56ZM59 210V209H58ZM108 210V209H107ZM110 210V209H109ZM173 210V209H172ZM213 210V209H212ZM221 210H223V209H221ZM229 210V209H228ZM249 210V209H248ZM33 211V210H32ZM36 211H38V210H36ZM52 211V210H51ZM94 212H95V210H93ZM116 211V210H115ZM122 211V210H121ZM133 211V210H132ZM150 211V210H149ZM159 211V210H158ZM203 211V210H202ZM224 211V210H223ZM237 211V210H236ZM239 211H241V210H239ZM91 212V211H90ZM107 212V211H106ZM119 212V211H118ZM186 212V211H185ZM185 212H183V213H185ZM201 211L199 210V213H200ZM221 212V211H220ZM34 213V212H33ZM40 213V212H39ZM101 213V212H100ZM114 213V212H113ZM122 213V212H121ZM124 213V212H123ZM132 213V212H131ZM151 213V212H150ZM198 213V212H197ZM202 213V212H201ZM224 213V212H223ZM234 213V212H233ZM241 213H242V211H241ZM9 214V213H8ZM87 214V213H86ZM111 214V213H110ZM141 214V213H140ZM155 214V213H154ZM158 214H159V212H158ZM189 214V213H188ZM192 214H193V212H192ZM210 214H211V212H210ZM209 214V215H210ZM214 214V213H213ZM212 214V215H213ZM85 215V214H84ZM89 215V214H88ZM94 215V214H93ZM92 215V216H93ZM107 215V214H106ZM114 215V214H113ZM135 215V214H134ZM184 215V214H183ZM182 215V216H183ZM191 215V214H190ZM259 215V214H258ZM83 216V215H82ZM97 216V215H96ZM119 216V215H118ZM118 216H116L117 218H118ZM152 216V215H151ZM177 216V215H176ZM188 216V215H187ZM204 216H206L205 215V213H204ZM88 217V216H87ZM155 217V216H154ZM209 217V216H208ZM106 218V217H105ZM112 218V217H111ZM158 218H160V216L158 217ZM221 218V217H220ZM18 219V218H17ZM53 219V218H52ZM56 219V218H55ZM60 219V218H59ZM89 219V218H88ZM110 219V218H109ZM116 219V218H115ZM120 219V218H119ZM127 219V218H126ZM144 219V218H143ZM166 219V218H165ZM179 219H181V218H179ZM243 219V218H242ZM21 220V219H20ZM62 220H63V218H62ZM66 220V219H65ZM83 220V219H82ZM108 220V219H107ZM127 220H129V219H127ZM136 220V219H135ZM149 220V219H148ZM154 220V219H153ZM157 220H159V219H157ZM184 220V219H183ZM261 220V219H260ZM54 221V220H53ZM77 221V220H76ZM92 221V220H91ZM96 221V220H95ZM141 221V220H140ZM139 220H138V222H140ZM146 222H147V220H145ZM144 221V222H145ZM102 222V221H101ZM111 222V221H110ZM118 222V221H117ZM149 222V221H148ZM154 222H156V221H154ZM158 222V221H157ZM86 223V222H85ZM99 223V222H98ZM109 223V222H108ZM184 223V222H183ZM105 224H106V221H105ZM118 224H120V222L118 223ZM124 224V223H123ZM122 224V225H123ZM134 224V223H133ZM138 223H137V221H136V225H137ZM151 224V223H150ZM82 225V224H81ZM111 225V224H110ZM121 225V226H122ZM146 225H147V223H146ZM168 225V224H167ZM16 226V225H15ZM35 226V225H34ZM47 226V225H46ZM62 226V225H61ZM66 226V225H65ZM99 226V225H98ZM163 226H164V224H163ZM176 226V225H175ZM182 226V225H181ZM63 228V227H62ZM67 228V227H66ZM110 228H111V226H110ZM109 228V229H110ZM120 228V227H119ZM169 228V227H168ZM235 228V227H234ZM48 229V228H47ZM81 229V228H80ZM83 229V228H82ZM81 229V230H82ZM117 229V228H116ZM210 229H213V228H210ZM50 230V229H49ZM66 230V229H65ZM214 230H215V228H214ZM38 231V230H37ZM63 231V230H62ZM135 231V230H134ZM51 232V231H50ZM61 232V231H60ZM65 232V231H64ZM63 232V233H64ZM127 232V231H126ZM129 232V231H128ZM154 232V231H153ZM167 232V231H166ZM47 233H49V232H47ZM83 233V232H82ZM130 233V232H129ZM149 233V232H148ZM152 233V232H151ZM155 233V232H154ZM246 233H248V232H246ZM38 234V233H37ZM127 234V233H126ZM153 234V233H152ZM136 235H137V233H136ZM156 235V234H155ZM160 235V234H159ZM36 236H38V235H36ZM45 236V235H44ZM123 236H125V235H123ZM150 236H151V234H150ZM153 236V235H152ZM151 236V237H152ZM76 237H78V236H76ZM182 237V236H181ZM238 237V236H237ZM10 238V237H9ZM17 238H18V236H17ZM20 238V237H19ZM36 238V237H35ZM129 238V237H128ZM43 239V238H42ZM76 239V238H75ZM86 239V238H85ZM91 239V238H90ZM136 239V238H135ZM129 240V239H128ZM14 242H15V239L13 240ZM60 241H62V240H60ZM64 241H65V239H64ZM73 241V240H72ZM97 241V240H96ZM137 241H139V240H137ZM142 241V240H141ZM18 242V241H17ZM67 242V241H66ZM111 242V241H110ZM169 242V241H168ZM20 243V242H19ZM92 243V242H91ZM102 243V242H101ZM124 243V242H123ZM122 243V244H123ZM139 243V242H138ZM166 243V242H165ZM164 243V244H165ZM173 243V242H172ZM26 244V243H25ZM24 244V245H25ZM73 244V243H72ZM72 244L70 245V246H72ZM94 244V243H93ZM132 244V243H131ZM141 244V243H140ZM152 244V243H151ZM97 245V244H96ZM99 245H100V243H99ZM102 245H103V243H102ZM118 245V244H117ZM230 245V244H229ZM53 246V245H52ZM91 246V245H90ZM127 246V245H126ZM138 246V245H137ZM167 246V245H166ZM244 246V245H243ZM10 247H12V246H10ZM18 247V246H17ZM33 247H35V246H33ZM45 247V246H44ZM75 247V246H74ZM101 247V246H100ZM110 247V246H109ZM114 247V246H113ZM122 247V246H121ZM128 247V246H127ZM169 247V246H168ZM226 247V246H225ZM81 248V247H80ZM120 248V247H119ZM130 248L131 249H133L132 248V246L130 245ZM156 248H158V247H156ZM155 248V249H156ZM66 249V248H65ZM101 249V248H100ZM104 249V248H103ZM151 249V248H150ZM10 250V249H9ZM40 250V249H39ZM75 250V249H74ZM81 250V249H80ZM107 250H109V248H107ZM123 251H124V249H122ZM142 250V249H141ZM140 250V251H141ZM144 250H145V248H144ZM152 250V249H151ZM163 250V249H162ZM77 251H79V250H77ZM77 251H76V253H77ZM146 251V250H145ZM55 252V251H54ZM83 252H84V250H83ZM93 252V251H92ZM109 252V251H108ZM119 253H121L120 252V250L118 251ZM127 252V251H126ZM139 252V251H138ZM15 253H17V252H15ZM73 253V252H72ZM85 253V252H84ZM88 253H90V252H88ZM87 253V254H88ZM95 253V252H94ZM97 253V252H96ZM100 253V251H98V253L97 254H99ZM119 253H117V256H118V254ZM145 253V252H144ZM11 254V253H10ZM18 254H21V253H19L18 252ZM106 254V253H105ZM111 254H113L112 252H111ZM127 254V253H126ZM137 254V253H136ZM139 254V253H138ZM143 254V253H142ZM148 254H149V252H148ZM21 255H23V254H21ZM49 255V254H48ZM53 255V254H52ZM83 255H85V254H83ZM124 255V254H123ZM3 256V255H2ZM82 256V255H81ZM101 256H103V255H101ZM106 256V255H105ZM116 256V257H117ZM147 256V255H146ZM26 257V256H25ZM41 257V256H40ZM55 257V256H54ZM84 257H86V256H84ZM111 257V256H110ZM119 257V256H118ZM155 257V256H154ZM240 257V256H239ZM16 258V257H15ZM71 258V257H70ZM44 259V258H43ZM79 259V258H78ZM121 258H119V260H120ZM163 259H165V258H163ZM47 260V259H46ZM108 260V259H107ZM106 260V261H107ZM111 260V259H110ZM113 260V259H112ZM115 260V259H114ZM113 260V261H114ZM133 260V259H132ZM5 261V260H4ZM70 261V260H69ZM91 261V260H90ZM121 261V260H120ZM124 261V260H123ZM10 262V261H9ZM8 262V263H9ZM46 262V261H45ZM117 262V261H116ZM149 262V261H148ZM151 262V261H150ZM160 262V261H159ZM165 262V261H164ZM47 263V262H46ZM90 263V262H89ZM121 263V262H120ZM137 264L139 263V262H136ZM167 263V262H166ZM33 264H35V263H33ZM91 264V263H90ZM111 264H112V261H111ZM114 264V263H113ZM119 264V263H118ZM133 264H134V262H133ZM141 264V263H140ZM223 264V263H222Z\"/></svg>", "mask_w": 264, "mask_h": 264}, {"label": "clouds", "instance_id": "9594fccd", "mask_svg": "<svg viewBox=\"0 0 264 264\" xmlns=\"http://www.w3.org/2000/svg\"><path fill=\"white\" fill-rule=\"evenodd\" d=\"M0 2H2V0H0Z\"/></svg>", "mask_w": 264, "mask_h": 264}]
</instances>
